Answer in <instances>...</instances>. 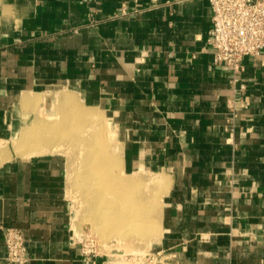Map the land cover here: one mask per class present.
I'll return each instance as SVG.
<instances>
[{"label": "crops", "instance_id": "obj_1", "mask_svg": "<svg viewBox=\"0 0 264 264\" xmlns=\"http://www.w3.org/2000/svg\"><path fill=\"white\" fill-rule=\"evenodd\" d=\"M212 16L209 0H0V264L2 225L24 264H106L72 233L69 148H12L73 117L63 96L110 120L123 172L165 176L152 264H264V50L216 63Z\"/></svg>", "mask_w": 264, "mask_h": 264}, {"label": "rangeland", "instance_id": "obj_2", "mask_svg": "<svg viewBox=\"0 0 264 264\" xmlns=\"http://www.w3.org/2000/svg\"><path fill=\"white\" fill-rule=\"evenodd\" d=\"M70 105L72 107L71 114H73V117L68 116L69 120L66 121L64 120L65 118H63V120L60 117H56V119L54 118L52 126L53 130H51L50 133H57L58 131H60L58 130L59 127L63 125H68L70 127L68 131H71V133L68 132L63 147L64 149L65 146L69 148H66V155L69 158L70 166H72L69 175H73V177H70L69 180L71 183V197L73 198L71 222H73L74 228H72V233L74 234L76 240H78L82 245H84L87 250L89 249V251H91L92 253L101 254L105 258L106 264H152V260H155L156 258V249L158 247L157 242L162 237V228H160V212L162 208V196L166 189L159 192L158 195V190L155 187L154 182L143 184V186L141 187L138 186L132 188V191L131 188L129 189V193H131L130 204H132L130 206V210L128 211V213L130 214L129 218L132 222V220H134L136 217V213H138L139 217H141L139 210H142L143 208L144 212L142 219L145 222L146 227H151L146 228V230H149V232H138L139 230H133L134 222L131 223L129 227L124 226L123 224L117 225L112 215L113 205H106L105 203V205L102 206L101 203L98 201H88L87 198L89 192L92 191L94 188H97V186L90 188L86 184H82V181H79V172L82 168V162L81 155H79L80 157L78 156L80 152H78V146L79 143H83V140L85 138L91 140L88 142H96L101 140L102 135L105 134L104 136L108 141L107 144H111V147H113L112 152H110L111 159L114 163V166L110 169L111 174L114 173L119 177L126 176L125 178L147 177H145V175L141 173H134L128 175L126 172H123L121 168L122 154L120 153V138L118 132L114 129V127L110 123V120L106 118L105 115H99V117H102L100 119H102L101 122L103 124L101 126L98 124L100 128L98 127L97 130L102 132V134H100L99 136H95V134H93L94 131L92 130L93 125H91L90 123L88 124V121L84 122L82 118V112L84 110H87L88 108L79 109L78 104L74 102V100L72 103H70ZM102 127L105 128L104 131ZM109 130L117 132V134H115V132L114 134H112L113 136L111 137V139L109 138ZM91 134H93V136ZM115 145L118 149H120L119 153H116L114 149ZM73 148L74 151L71 152ZM27 150L28 151L25 153L27 156L31 155L30 153L33 154V148H28ZM68 150H70V152ZM62 151L63 150L60 149V152ZM75 155L77 156L75 157ZM153 197H158L159 202H153ZM139 199L140 201H144L138 202ZM99 208L100 211L101 208H104V210L100 212V217L99 215H97L99 213ZM133 216H135L134 219ZM114 228L128 229L120 233Z\"/></svg>", "mask_w": 264, "mask_h": 264}, {"label": "bare ground", "instance_id": "obj_3", "mask_svg": "<svg viewBox=\"0 0 264 264\" xmlns=\"http://www.w3.org/2000/svg\"><path fill=\"white\" fill-rule=\"evenodd\" d=\"M60 96L62 97L63 95H60ZM69 97L70 96L68 97L63 96V98L61 99L65 98L64 102H66L67 100L69 102L73 101V99ZM82 113H83L82 118L84 122L88 121L87 122L88 124L90 123L91 125H93L92 126L93 127L92 130L94 131L93 134H95V136H99L100 134H102V132L97 130V128L99 127L98 124L100 126L103 124L101 122L102 119H100L102 117H99L100 114H97L98 112L94 110H89V109L84 110ZM52 126H53V123L51 121L50 122L46 120L41 121V122L39 121L36 124V126L33 127V130L28 131L31 127L27 129V132L25 130L24 131L25 133H23V135L18 141L14 142L12 140L13 141V143H11L13 146L12 148H14V150L17 151L18 153L19 152L22 153V151H24L25 149L33 148L32 150L33 154H38L41 152H58L60 151V149L64 151L65 149L63 145L67 138L68 132L71 133V131H68L70 127L68 125L67 126L63 125L59 127L58 130L60 131H58L57 133H52V132L50 133V131L53 130ZM104 130L105 128H103V131ZM114 132L112 130H109L108 133H109L110 139L113 136L112 134H114ZM93 134L91 135L93 136ZM104 135L105 134L102 135L101 140L96 141V142L95 141L88 142L91 140H89L88 138H85L83 140V143H79V146H78L79 148L78 152L80 151L78 156L81 155V162H82V168H81V171L79 172V177H80L79 181H82V184H86L90 188L97 186V188H94L92 191L90 192L88 191L89 194H88L87 200L88 201L93 200L95 202L98 201L101 203L102 206L105 205V203L106 205H113L112 215L115 220L112 217L111 218L117 223V225L123 224L124 226L129 227L131 223L134 222L133 230H136V231L139 230L138 232H144V231L149 232V230H146V228H151V227H146V224L142 219L143 212H144L143 208L142 210L141 209L139 210L141 217H139V214L136 213L135 214L136 217L133 216V219L134 217L135 219L132 220V222L129 218L130 214L128 213V211L130 210V206L132 205L130 204V194L131 193H129V189L131 188V191H132V188H135L138 186L141 187L143 186V184L154 182V185L158 190L157 193L159 195V192L167 189L168 182L166 183L167 180L164 181L165 179L163 180L162 178L165 176L161 177L160 174L151 176V178H140V177L125 178L126 176L119 177L118 175L114 173L111 174L110 169L111 167L114 166V163L111 159L110 152H112L113 147H111V144L110 145L107 144L108 141L106 140V137ZM7 145L8 144L6 142H2L0 144V153L4 152V150L7 148ZM114 149L116 153L120 152V149H118L117 146H115ZM68 151L70 152V150ZM73 151H74V148L71 150V152ZM76 156L77 155H75V157ZM71 168L72 166H70V170ZM70 177L72 178L73 175L72 174L69 175V180H70ZM141 201H144V200H141ZM141 201L139 199L138 202H141ZM153 202L158 203L159 202L158 197H153ZM144 205H145V202H144ZM98 210H99V213L97 215H99L100 217V212L104 210V208H101V211H100V208ZM114 229L122 233L128 228H114ZM129 229H132V228H129Z\"/></svg>", "mask_w": 264, "mask_h": 264}, {"label": "built area", "instance_id": "obj_4", "mask_svg": "<svg viewBox=\"0 0 264 264\" xmlns=\"http://www.w3.org/2000/svg\"><path fill=\"white\" fill-rule=\"evenodd\" d=\"M213 28L209 43L216 63L224 62L235 72L244 67L246 56L257 57L264 50V0H209ZM245 84L239 86L244 90ZM7 247V260L13 264L28 261L22 231L1 226ZM89 250V249H88Z\"/></svg>", "mask_w": 264, "mask_h": 264}]
</instances>
